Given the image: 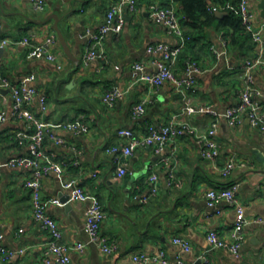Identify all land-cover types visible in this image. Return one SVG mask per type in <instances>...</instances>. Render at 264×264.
I'll return each mask as SVG.
<instances>
[{
    "label": "crops",
    "instance_id": "1",
    "mask_svg": "<svg viewBox=\"0 0 264 264\" xmlns=\"http://www.w3.org/2000/svg\"><path fill=\"white\" fill-rule=\"evenodd\" d=\"M116 1L44 0L47 7L38 12L29 0H0V44L4 39L11 43L0 47V78L6 77L12 84L26 83L47 96L48 113L41 118L34 108V114L46 128L58 133L64 145L58 146L46 137L42 163L65 166L60 174H47L43 178L42 199L48 215L58 222L62 242L68 246L86 245L83 252H70L72 264H137L134 255H155L160 251L170 259L183 255L188 263L202 264L200 257L208 248L207 234L216 231L231 241L236 218L235 206L229 202L219 203V213L210 208L208 191L238 183L236 197L246 216L253 219L264 215V132L252 127L247 119L239 125L218 119L217 164L222 167L230 159L237 163L224 178L203 160L195 138L197 133L208 131L213 116L208 113L181 115L180 122L187 123L194 132H185L169 144L166 155L171 160L160 163L152 148H139L126 160V174L119 177L118 164L108 153L111 147L126 144L118 132L129 129L138 137L144 136L149 126L165 125L172 116L181 114L184 101L166 83L146 106L145 115L134 119L132 108L148 91V86L139 82L113 107L104 105L102 97L106 90L113 85L127 88L141 76L135 69L137 63L144 64L143 73L155 72L153 62L161 56L148 54L149 46L158 43L174 46L179 42L149 12L150 6L157 4L174 7L178 13L179 5L174 0H137V11L126 14L123 31L105 39L108 62L83 64L87 46L85 32L97 31ZM262 2L250 3L258 28H264ZM209 3L211 8L218 7L216 12L223 13L222 17L227 15L224 6L210 0ZM237 3L238 0H229L225 7L237 10ZM54 16L59 19L58 26L70 56L54 29ZM51 37L56 38L50 48L55 61L30 57L32 47ZM23 39L29 41V47L17 44ZM212 48L225 54L218 58ZM257 55L251 41L234 48L223 31L210 27L201 39L186 44L174 71L181 76L185 62L195 60L204 71L197 76V92L189 96L191 104L223 113L237 102L243 87L241 66L246 59H255ZM255 77L264 92V64L256 69ZM12 112L11 91L0 79V114L6 116L0 124V247L25 250L22 256L0 264H44L49 235L33 219L31 197L25 186L30 171L9 165L13 158L31 155L34 129L14 119ZM79 117L88 123V133L74 134L61 129L62 123ZM171 171L177 185L168 184ZM152 173L160 178L159 190L143 205L134 196L142 198L148 194L146 180ZM68 182L81 186L90 198H97L108 214L100 227V237L112 246L110 254L103 253L99 242H90L85 224L90 201H73L71 189L66 187ZM243 234L240 260L234 261L226 250H217L210 254V264H264V225L250 223ZM174 237L187 239L191 252L184 254L173 243Z\"/></svg>",
    "mask_w": 264,
    "mask_h": 264
},
{
    "label": "built area",
    "instance_id": "2",
    "mask_svg": "<svg viewBox=\"0 0 264 264\" xmlns=\"http://www.w3.org/2000/svg\"><path fill=\"white\" fill-rule=\"evenodd\" d=\"M32 7L38 11H45L47 5L44 0H29ZM252 0H238V10L246 32L251 37V42L257 52L255 59H246L241 66L243 87L239 91L237 102L226 109L225 112L219 113L210 107H197L191 104L189 96L197 92V76L203 73L202 67L192 59L184 64V70L181 76L176 75L174 67L179 60L180 54L183 52L188 38L184 26L180 22V16L174 7H164L153 4L150 6V17L161 25L168 35H172L178 39V45H169L166 43H158L147 48L148 54L160 55V59L153 62L156 70L153 73H143L145 66L137 63L135 69L141 72V76L133 82L129 87L122 88L119 85H113L105 91L102 102L107 107H113L118 101L123 100L130 89L139 82L148 86V91L142 97L141 101L132 108V116L134 119L142 118L146 113V106L151 102L152 97L166 83H170L174 90L182 95L184 107L181 114L174 115L170 120L161 126H149L144 136H136L132 130L122 129L118 132L120 137L126 139L123 147H111L108 153L112 154L115 162L118 164L119 177L126 174V160L129 159L139 148L150 147L160 158V163H166L171 160L166 155L169 144L178 136L185 132H194L187 123L180 122L181 115L211 114L213 121L206 133H197L195 138L199 145L200 154L212 169L219 172L222 177H228L237 167L235 160L230 159L222 167H219L217 160L220 155L219 145L217 142V134L219 128L218 119H226L230 125H239L244 119H247L252 127L258 128L264 132V92L258 87L255 73L256 69L264 64V28H258L255 19L256 15L251 9ZM137 11V0H117L113 3L107 13L105 21L97 31L87 30L84 38L87 40V46L83 55V64L87 65L92 61L108 62V55L105 48V39L110 34L119 35L126 24V14L135 13ZM216 12L217 9L213 8ZM56 38L51 37L41 45L32 47L30 57L42 58L46 57L50 61H55V56L50 52V48L55 44ZM224 47L226 42L222 41ZM9 40H2L0 47L10 45ZM17 44L30 46L27 39H23ZM214 54L219 58L225 53H218L212 48ZM104 67H102L103 69ZM1 75V66H0ZM32 78V77H31ZM1 84L11 91L13 102L12 117L24 125L31 126L34 129L31 136V155L18 156L9 161V165L13 168L28 169L29 178L26 180L25 186L28 188L34 221L44 229L49 235L47 243L46 257L44 264H72L70 252L77 250L83 252L86 245L79 243L76 246H68L62 242V231L58 222L48 215L46 205L42 199V180L47 174H60L63 170V163H52L43 165V146L46 137H49L56 145H64L63 139L54 130L46 128L41 119L34 114V108H37L39 115L44 117L48 113L47 96L38 91L36 88L26 83L12 84L6 77H1ZM6 118L5 114H0V124ZM84 117H79L75 121L64 122L60 125L61 129L70 131L74 134L88 133L89 125L86 121H82ZM73 152L78 154L77 149ZM174 153L172 154V156ZM1 180V179H0ZM160 178L158 174L152 173L147 177L146 184L149 185L148 194L140 198L134 196L141 204L146 205L152 197L157 195L159 190ZM168 184L170 186L177 185L173 171L168 173ZM66 187L71 189V198L73 201H90L85 214V224L90 242H99L104 254H110L113 250L104 239L100 237V227L108 218V214L102 208L97 198H90L85 190L73 182L66 183ZM238 183H233L227 188L220 190H210L206 194L208 198V206L218 213V207L221 201H226L235 206L236 218L234 229L232 232V240L227 241L220 237L216 231H210L207 234L208 248L200 257L202 264H210V254L217 250H226L232 256L234 261L240 260L241 248L244 241V228L250 224L264 225V215L249 219L243 206L237 201ZM58 203V201H56ZM173 243L179 245L183 253L191 252L189 241L182 237H174ZM24 249L7 250L0 247V263L10 262L13 259L24 254ZM133 260L137 264H191L184 260L183 255H178L175 259H170L164 251H160L155 255L140 253L133 256Z\"/></svg>",
    "mask_w": 264,
    "mask_h": 264
},
{
    "label": "trees",
    "instance_id": "3",
    "mask_svg": "<svg viewBox=\"0 0 264 264\" xmlns=\"http://www.w3.org/2000/svg\"><path fill=\"white\" fill-rule=\"evenodd\" d=\"M179 5L178 14L180 22L187 27L186 37L188 45L199 40L210 27H218L224 32L232 47L251 41L246 32L237 3V10L226 8L229 0H210V2L224 6L227 15L219 17L217 12L212 11L209 0H174ZM236 5V3L234 4ZM215 8V7H214ZM218 8V7H216Z\"/></svg>",
    "mask_w": 264,
    "mask_h": 264
},
{
    "label": "water",
    "instance_id": "4",
    "mask_svg": "<svg viewBox=\"0 0 264 264\" xmlns=\"http://www.w3.org/2000/svg\"><path fill=\"white\" fill-rule=\"evenodd\" d=\"M261 8L263 9L262 15H263V17H264V2H262V4H261ZM217 15H218L219 17H222L224 14H223V13H220V12H217ZM53 18H54V20H55L54 29H55V31H56V33H57V35H58L59 41H60L62 47L64 48L66 54H67L68 56H70V53H69V47H68V44H67V42H66V39H65L63 33L61 32V30L59 29V26H58L59 19H58L56 16H54Z\"/></svg>",
    "mask_w": 264,
    "mask_h": 264
}]
</instances>
